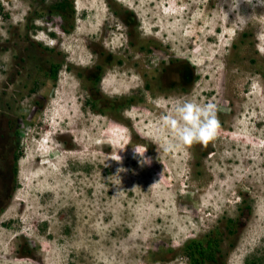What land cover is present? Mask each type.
<instances>
[{
	"label": "rangeland",
	"instance_id": "374dc122",
	"mask_svg": "<svg viewBox=\"0 0 264 264\" xmlns=\"http://www.w3.org/2000/svg\"><path fill=\"white\" fill-rule=\"evenodd\" d=\"M52 2L0 0V264H189L215 231L219 264H264V8L72 0L66 33ZM185 101L217 105L207 146L158 128Z\"/></svg>",
	"mask_w": 264,
	"mask_h": 264
},
{
	"label": "clouds",
	"instance_id": "9594fccd",
	"mask_svg": "<svg viewBox=\"0 0 264 264\" xmlns=\"http://www.w3.org/2000/svg\"><path fill=\"white\" fill-rule=\"evenodd\" d=\"M225 3L230 11L235 9L239 12L241 3H246L250 6L254 5L256 8H264V0H225ZM236 19L243 20L244 15L239 14ZM254 38L257 41V50L264 54V27L256 31ZM219 127L217 105L212 101L205 104L191 101L180 103L174 109L162 115L158 125L159 130L170 132L178 144L187 147H191L193 144L207 146L217 136ZM146 151L147 149L143 146H133L135 156L140 158L138 163L141 167L150 166L152 163L151 158L145 156ZM112 160L122 164L120 155L113 156ZM125 171L127 170L119 168L117 176Z\"/></svg>",
	"mask_w": 264,
	"mask_h": 264
},
{
	"label": "trees",
	"instance_id": "16d2710c",
	"mask_svg": "<svg viewBox=\"0 0 264 264\" xmlns=\"http://www.w3.org/2000/svg\"><path fill=\"white\" fill-rule=\"evenodd\" d=\"M44 4L46 0H41ZM45 8H47V14L50 13V16L56 15L61 21H63L67 26H62L63 30L68 33L73 28L74 18H75V9L72 0H53V2L49 4H45ZM2 12V9H0ZM43 12V11H42ZM38 13V15L45 16V13ZM126 23L132 25V21L126 20ZM135 46L134 43H132ZM110 59V58H109ZM108 59V60H109ZM59 70V65H55V63L51 64L50 71L47 72V75L52 78V80L57 79V74ZM187 79L196 80L191 71L186 73ZM97 82H100V78L96 79ZM149 88V85H147ZM102 102V99L97 95H94L93 100L91 101V106L94 109L98 108V103ZM134 102L133 98L127 99L126 106L131 105ZM109 104V105H108ZM111 104H116L118 107V101L107 102V105L111 109H115L111 106ZM122 105V104H121ZM107 108V107H104ZM19 159V155H15L14 157V175H17L18 168L17 162ZM230 227V234H234V228ZM221 238L222 235L219 231L211 232L200 239H192L185 243L184 247L181 249L180 253L183 257L187 258L189 264H219V258H221ZM29 251V250H28ZM26 250L25 252L28 253Z\"/></svg>",
	"mask_w": 264,
	"mask_h": 264
},
{
	"label": "flooded vegetation",
	"instance_id": "af4514ba",
	"mask_svg": "<svg viewBox=\"0 0 264 264\" xmlns=\"http://www.w3.org/2000/svg\"><path fill=\"white\" fill-rule=\"evenodd\" d=\"M10 170H11V172H14V162H13V166H12V168H10ZM6 176H8V174Z\"/></svg>",
	"mask_w": 264,
	"mask_h": 264
}]
</instances>
